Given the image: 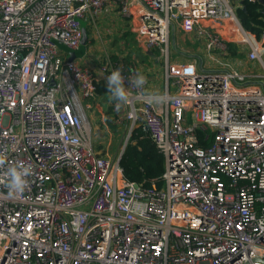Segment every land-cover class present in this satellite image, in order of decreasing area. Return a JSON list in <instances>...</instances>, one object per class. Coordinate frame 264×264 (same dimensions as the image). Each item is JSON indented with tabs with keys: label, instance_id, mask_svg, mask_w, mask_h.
<instances>
[{
	"label": "built area",
	"instance_id": "1",
	"mask_svg": "<svg viewBox=\"0 0 264 264\" xmlns=\"http://www.w3.org/2000/svg\"><path fill=\"white\" fill-rule=\"evenodd\" d=\"M232 2L0 0V179L31 170L22 193L0 183V264H264V46ZM112 15L162 60L161 93L147 92L154 76L134 87L136 60L104 44L99 68L65 57L83 22L99 40ZM175 27L222 68L170 62ZM231 44L250 71L229 64ZM117 69L130 93L118 121L163 156L161 188L126 180L122 150L109 159L91 143L87 101Z\"/></svg>",
	"mask_w": 264,
	"mask_h": 264
},
{
	"label": "crops",
	"instance_id": "2",
	"mask_svg": "<svg viewBox=\"0 0 264 264\" xmlns=\"http://www.w3.org/2000/svg\"><path fill=\"white\" fill-rule=\"evenodd\" d=\"M233 5H236V8L238 6H241L239 0H236V2L233 3ZM126 26H127V22L118 15H112L111 17H107L100 23L101 30L102 29L104 30V32L102 33L105 35V37H107L106 40L107 45L105 46L106 48L113 50V48L117 47L118 49L124 50V46H125L124 38H126V36L129 35L130 38L134 40L133 35L127 31ZM82 27L86 30L87 42L85 44H81V46L76 50H71L68 52L64 51V55L69 60L77 62L82 66L95 68L98 64H100L101 59L103 57L102 50H100V42L97 40L98 38L96 37L94 30H92L87 23L83 22ZM175 34H181L182 37L180 44L181 52H179L181 55L177 56L174 62L194 63L195 65H197L198 69H203V70L212 71L222 68L218 62L211 59L210 53L205 48L204 42L199 40H194L192 35L190 34L186 35L179 28L176 27L171 30L170 36H172L173 38ZM231 45L235 47V50L239 54H241L242 57L241 58L234 57L230 59L229 64L235 61V67L239 69L241 72L250 71L254 67V65L245 61V54L243 48L237 44H231ZM142 56L143 57L142 59H140V61H137L135 56H133V59L136 60L137 64L139 65L142 71V74L145 77L147 75L155 77L153 82L147 86V92L151 94L161 93L163 88V83L158 74L159 71H156L154 67L151 65L152 60L154 59L153 58L154 53L152 52L149 53L147 51L142 50ZM150 66L152 68H149ZM109 95L111 94L107 92V94L104 96L95 97L97 98L96 101L97 105H99V101L103 102L105 99L109 100L110 99L108 98L110 97ZM104 103H106V101H104ZM97 105H95V107L98 109L99 107H97Z\"/></svg>",
	"mask_w": 264,
	"mask_h": 264
},
{
	"label": "trees",
	"instance_id": "3",
	"mask_svg": "<svg viewBox=\"0 0 264 264\" xmlns=\"http://www.w3.org/2000/svg\"><path fill=\"white\" fill-rule=\"evenodd\" d=\"M240 1L241 6L236 8V16L242 28L254 35L258 40L263 38L264 46V16L262 14L264 6L256 1ZM63 51L65 50L63 49ZM229 51L231 58L242 57L232 45L229 46ZM112 60H117V58L112 57ZM107 92L104 84L100 82L96 84L97 97L104 96ZM203 145L206 146L207 143H203ZM119 165L126 180L146 187L150 186L151 182L154 181L157 187L161 188L164 158L141 128H136L131 132Z\"/></svg>",
	"mask_w": 264,
	"mask_h": 264
},
{
	"label": "rangeland",
	"instance_id": "4",
	"mask_svg": "<svg viewBox=\"0 0 264 264\" xmlns=\"http://www.w3.org/2000/svg\"><path fill=\"white\" fill-rule=\"evenodd\" d=\"M102 37L103 38L97 40L100 42V50H102V53H104L105 51L102 49V44L107 45V37H105L103 33ZM181 37V34H175L173 38L172 36H170L168 44L170 62H174L175 58L181 55L179 53L181 52ZM124 43V50L118 49L117 47L114 48V51L117 54L114 57L117 59L121 57L122 63L129 62L133 58V56H135L137 61H140L143 56L142 50L138 48L137 43L133 39H131L129 35L124 38ZM65 51L68 52V50ZM154 57L155 59L152 60L151 65L156 71H159L158 74L161 77L163 71V62L160 59L157 61V53H154ZM96 67L99 68L100 64H98ZM149 68L152 67L150 66ZM96 101L97 98L88 100L87 102L91 105V108L86 109L85 111L90 123L91 143L93 145L94 150L99 154L109 159H116L119 153L121 152L127 137L129 136V124L124 121H118L122 115L121 112L123 108L121 106L120 109L117 110V102L115 100L105 99L104 101H106V103H104V101H99V105H97ZM82 104L83 106H85L86 102H82ZM95 105H97V107L99 108L97 109Z\"/></svg>",
	"mask_w": 264,
	"mask_h": 264
},
{
	"label": "clouds",
	"instance_id": "5",
	"mask_svg": "<svg viewBox=\"0 0 264 264\" xmlns=\"http://www.w3.org/2000/svg\"><path fill=\"white\" fill-rule=\"evenodd\" d=\"M130 83L136 88H143L147 83V78L140 72H137ZM106 89L111 94L110 99L115 100L117 110L122 105H126L129 101L130 93L124 86V79L121 72L113 70L106 78ZM154 98V96H153ZM5 160L0 158V165H3ZM30 167L25 166L23 163H18L7 168L4 173V179H0V183H6L9 190V195L19 194L24 191L26 186L25 177L30 175Z\"/></svg>",
	"mask_w": 264,
	"mask_h": 264
},
{
	"label": "water",
	"instance_id": "6",
	"mask_svg": "<svg viewBox=\"0 0 264 264\" xmlns=\"http://www.w3.org/2000/svg\"><path fill=\"white\" fill-rule=\"evenodd\" d=\"M255 1L264 6V0H255ZM239 3L241 4V1H239ZM86 42H87V33H86V30L82 27V41H81V44H85ZM128 139H129V137H127V139H126V141H125V143L123 145V149H122V152H121L120 157H119V162H120L121 156L123 154V151L125 149V146L127 144Z\"/></svg>",
	"mask_w": 264,
	"mask_h": 264
}]
</instances>
